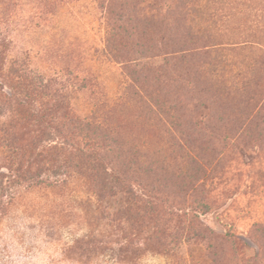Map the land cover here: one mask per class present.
<instances>
[{
	"label": "rangeland",
	"instance_id": "374dc122",
	"mask_svg": "<svg viewBox=\"0 0 264 264\" xmlns=\"http://www.w3.org/2000/svg\"><path fill=\"white\" fill-rule=\"evenodd\" d=\"M153 1L0 0V88L9 91L16 60L43 83L52 80L47 93L20 106L36 115L20 119L27 127L16 133L18 150L60 143L61 130L71 135L65 123L73 114L81 128L67 142L84 143L90 116L92 142L107 158L115 145L136 155L125 187L143 198L133 215L119 216L124 190L93 188L75 155L55 154L35 172L50 179L67 156V188L21 185L0 206V264H264L262 255L250 259L251 249L241 255L221 238L264 222V53L245 42L264 32V0H158L155 24L145 17ZM219 43L232 49L215 52ZM49 100L54 106L44 110ZM10 116L0 102L4 182ZM135 215L142 227L130 222ZM254 240L264 246L263 236Z\"/></svg>",
	"mask_w": 264,
	"mask_h": 264
},
{
	"label": "trees",
	"instance_id": "16d2710c",
	"mask_svg": "<svg viewBox=\"0 0 264 264\" xmlns=\"http://www.w3.org/2000/svg\"><path fill=\"white\" fill-rule=\"evenodd\" d=\"M147 6L148 10L154 9L155 11L150 16L145 17H150L149 19L151 23L155 24L153 19L161 15V2L156 0L151 2V4ZM183 6H185V4L177 5V7L179 8H183ZM208 9V7L205 8V12L208 13ZM140 10H142V8H140ZM201 16L202 11L200 17ZM154 24L149 23L148 25ZM192 37L193 36L190 35L191 39ZM217 37L218 34L214 33L211 35L208 34V36L201 34L197 38H201L205 41L206 39L212 40V38L214 39ZM204 41H201V43ZM239 42H232L229 44V46L231 45L230 47H237ZM245 42H249L250 46L248 48L253 51V54L258 53L260 55L261 53H264V32H262L261 30H257L253 35H251V38L249 40H246ZM214 45H217L212 46L213 48H215V52L232 49L225 48L226 45H221V43ZM241 47L244 48L246 46L245 44H242ZM102 48L104 49L103 51L109 53L110 48L108 38L105 39V43H102ZM15 64L17 65V68L11 69V72L9 70V74L6 75V85L9 87V91H3V89L0 88V102L3 103V105H5L8 110L11 111V116L6 122L3 129L4 140L6 142V149L4 152L6 153L5 157L9 160V174L6 176L5 182L2 179V177L5 175L0 174V206L5 207L9 205V203L13 201L14 198H16L15 195L18 191L17 188L21 185H27L28 187L51 186L57 189L67 188L65 186L68 185L70 175L63 169L70 161L69 157L66 156L63 159V165H55L53 171L51 172L52 177L50 179L46 178V180H43L39 178V176L35 172L39 165L45 160L53 159V156L55 154H64L66 152L75 155L77 158V166L83 169V173L92 177L88 179L92 181L93 188L96 187L102 191V189L106 187H109L110 189L116 187V191L114 190V193H110V195H116L118 191L122 192L124 190V193H126V196H124V203L117 204V207H119V209H117V214H119V216H124V214H126L127 216L128 214L130 215V213H132L131 215H133V208H138V203L141 202L143 198L132 186H130V188L125 187L127 182V177L125 176V174L126 171L130 169L131 163L135 162L134 159H136V155L134 157V155L129 154L128 150H122L121 147H117L115 145V150L110 148L109 156L113 154L111 157L118 160L119 162L116 163L117 165H113L110 161L111 157L109 158L108 156L107 158L108 150L104 147L97 146V142H92V139L94 138L91 136V134L97 131V126L93 124L92 120H90L92 119V117H84V129L89 133H85V135H83L86 140V142L84 143H82L83 141L81 142L78 138H73L71 142H67L69 138L73 136V129L76 130L77 127L79 129L81 128L80 118L73 114L74 120L69 124L65 123V125L69 126L71 135L67 136L64 130H61L60 134L64 139L60 143L54 145H44L43 147L39 148L35 143L31 144L30 142H28L25 145L26 152L21 153L22 148L18 150L19 142L16 133L18 130L21 132L25 127H27V124H22L20 119L24 118L26 122L29 123L30 120H35L34 115H36L30 112L24 114L20 106L24 105L26 108V104L30 98V95L32 94H36L38 97H41L44 93H47L52 80H48L43 83L44 80L42 79L41 73H33L31 71L26 73V66H23L22 63H17V60L13 63V66ZM51 95L57 96L55 94ZM13 105H15L16 107L13 108ZM53 106L54 102L51 100L41 103V107H43L44 110H46V108L50 109ZM55 107L59 108L58 103H55ZM38 111L39 110H37V112ZM64 114L65 112H60L61 117H63ZM26 115H28V120L26 119ZM41 116L43 115L41 114ZM52 119L54 118L52 117ZM41 123L42 122H39L37 123V125H40ZM37 129H39V127H37ZM50 134V131L46 132L45 130L40 133V135L46 136L45 140L50 138ZM94 137L96 138L98 136ZM20 138L23 139L24 137L22 136ZM97 193L101 194L98 191ZM3 197H6V199L3 200ZM139 217L141 216L135 215L130 218V222H132V225L136 224V226L142 227L144 221H139L141 219ZM202 231L207 234L206 237L208 238H213L216 235L212 229L207 227L202 229ZM241 234H244L249 241L245 238H242ZM258 235H261L264 238V222H255L253 224V228H249L246 233L227 232L222 234L221 238L226 242H230L233 246V249L235 247L237 250H239L241 255L245 254L246 250L251 249L253 252V256L250 259L258 258V256L260 255H262V257L264 258V246L258 244L255 245L256 241L254 240V238ZM196 236L199 237V234H196ZM250 241L252 242V244Z\"/></svg>",
	"mask_w": 264,
	"mask_h": 264
}]
</instances>
